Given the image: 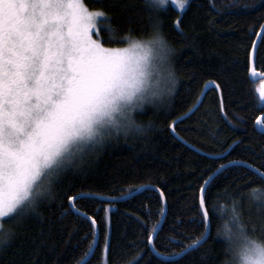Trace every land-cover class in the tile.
I'll return each mask as SVG.
<instances>
[{"label":"trees","instance_id":"16d2710c","mask_svg":"<svg viewBox=\"0 0 264 264\" xmlns=\"http://www.w3.org/2000/svg\"><path fill=\"white\" fill-rule=\"evenodd\" d=\"M89 11H105L118 30L117 42L108 43L106 32L100 39L106 48L129 44L121 40L131 29L136 37H147L152 21L160 20L161 32L174 50L171 67L177 84L171 97L145 103L136 109L137 124L152 127L144 135H121L103 148L87 151L76 175L69 174L53 187L55 198L44 201L39 215L25 219L23 225L2 218L0 231L14 232L13 240L0 248V264H78L92 242L91 221L73 212L63 196L68 184L76 191L99 195L77 201L81 213L96 220L99 236L87 264H104L105 235L111 249L107 264H225L230 258L228 241L220 232L226 214L221 204L242 199L243 217L259 225L258 202L240 193L264 188V180L251 174L243 164H233L218 173L209 185L206 207L209 234L206 241L177 259H163L151 251L147 236L152 226L164 221L154 237V249L163 257H173L204 232L199 206L200 188L220 165L244 162L264 172V134L256 120L264 114L259 83L250 79L251 50L264 24V0H189L180 12L173 6L151 4V0H83ZM214 5V7H213ZM179 21V28L175 22ZM100 25L98 24L97 27ZM254 68L264 73V32L259 41ZM219 86L206 92L194 114L175 125L176 133L210 158L178 141L170 125L193 107L205 83ZM264 122V119L263 121ZM264 126V123H263ZM237 142V143H234ZM149 187L125 199L109 202L110 197H125L141 186ZM101 197V198H99ZM105 198V199H103ZM67 212L66 215L62 213ZM183 223L177 225V221ZM143 221V225L141 222ZM143 228V230H142ZM96 233V232H95ZM248 234L264 239L259 227Z\"/></svg>","mask_w":264,"mask_h":264},{"label":"snow or ice","instance_id":"6c2138e0","mask_svg":"<svg viewBox=\"0 0 264 264\" xmlns=\"http://www.w3.org/2000/svg\"><path fill=\"white\" fill-rule=\"evenodd\" d=\"M166 3L167 0H151L153 5ZM161 24L162 21L153 20L147 37L138 38L129 29L120 37L129 41L126 48H105L93 35L99 37L106 32V42L112 43L117 42L118 30L112 26L107 12L89 11L83 0H0V218L7 217L8 222L23 225L27 217L39 215L37 210L44 201L55 198L56 183H62L69 174H77L75 170L83 164L87 151L103 148L121 135H144L152 127L137 124L133 114L145 103L156 102L149 100L157 95L152 90L154 77L162 75L167 85L159 101L171 97L178 82L170 60L174 50L166 42ZM175 27L179 28V21ZM252 55L255 56V48ZM195 110L194 106L173 125ZM262 123L258 121V125ZM260 131L264 132V127ZM215 155L220 157L223 153ZM225 167L220 165L200 188L204 232L184 252L206 241L211 223L206 207L209 185ZM246 167L252 169L251 174L258 180H264L260 169ZM74 188V184H68L63 196L73 212L86 215L75 207L77 201L99 194L76 191L68 195ZM254 190L259 188L240 196L250 197ZM125 195L130 198L133 192ZM116 199L120 197H110L109 202ZM251 202L250 199L249 210ZM257 202L259 225L251 217L247 222L244 220L242 199L232 200L231 208L246 233L249 227L253 232L259 227L264 234V199ZM90 221L96 225L95 219ZM159 223L152 226L147 236V244L153 247ZM182 223L177 221V225ZM14 235L11 231H0L6 241L0 248L8 245ZM95 236L93 231V240L78 264H87L97 243ZM111 247L110 236L106 234L104 264Z\"/></svg>","mask_w":264,"mask_h":264},{"label":"clouds","instance_id":"9594fccd","mask_svg":"<svg viewBox=\"0 0 264 264\" xmlns=\"http://www.w3.org/2000/svg\"><path fill=\"white\" fill-rule=\"evenodd\" d=\"M159 41L160 38L157 37ZM167 85L164 77L157 74L153 79L152 90L157 93L155 97L150 96L149 100L159 101L163 98ZM250 199L257 202L264 199V188L250 193ZM221 212L226 214L220 232L228 241L230 258L227 264H264V239H259L246 233L245 229L237 220V214L232 210L231 205L221 204ZM6 241L0 236V246Z\"/></svg>","mask_w":264,"mask_h":264},{"label":"water","instance_id":"95a60500","mask_svg":"<svg viewBox=\"0 0 264 264\" xmlns=\"http://www.w3.org/2000/svg\"><path fill=\"white\" fill-rule=\"evenodd\" d=\"M263 32H264V24H263L261 30L259 31V33H258V35H257V38H256V40H255V42H254L253 48H252V50H251V60H250V71H249V76H250V79H251L253 82H259V81H260V83H259V91H258V93H259V97H260L262 103L264 104V97H261V92L264 91V73L261 74V73H259V72H257V71L255 70V68H254L255 56L252 55V53H253V49H254V48H255V55H256V50H257V47H258V44H259V41H260V39H261V37H262ZM206 85H208V87H206ZM216 86H217V84H216L215 82H213V81H209V82L205 83L204 86H203V89H202V91H201V93H200V95H199L198 100L196 101V103L193 105V107H192L191 109H193L194 106L196 107V109L199 107V105H200L201 101L203 100V98H204L206 92H207L208 90H210V89H215V90L217 91V93L219 94V96H220V90H219V87H216ZM189 110H190V109H189ZM189 110H188L186 113H189ZM190 115H191V114H190ZM190 115H189V116H190ZM182 116H184V114L181 115V116H179V117H182ZM263 119H264V114H262V115L256 120V122H255V127H256V129H257L258 132L264 134V132L260 131V128H261V127H264V126H263V123L258 125V121H261V122H262ZM176 120H177V118H176L174 121H176ZM174 121H173V122H174ZM176 124H177V123H176ZM176 124H174V125L172 124L173 127L171 128V133H172V135H173L178 141H180L182 144L188 146L189 148H191V149L195 150L196 152H198V153H200V154H203V155H205V156H207V157H210V158H219V157H217L216 155H212V154H207V153L201 152L200 150L196 149V148L193 147L192 145L188 144L185 140H183V139H182V138L176 133L175 128H174ZM231 148H232V147H231ZM231 148H228V150L223 154V156L226 155V154L228 153V151H229ZM220 157H222V156H220ZM234 164H243V165H245V166L247 165V164H244V163H241V162H236V163H234ZM230 165H233V163L230 162L229 164H227V165H225V166L228 167V166H230ZM226 167H225V168H226ZM252 168H253V167H252ZM250 169H251V168H250ZM222 170H223V169H222ZM214 173H216V171H215ZM217 174H218V173H217ZM217 174H216V175H217ZM211 175H213V174H211ZM211 175H210V176H211ZM216 175H215V176H216ZM215 176H214V177H215ZM214 177H213V178H214ZM207 179H208V178H207ZM203 185H204V183H203ZM203 185H202V186H203ZM142 189H144V187H141V188H139L138 190H136L135 192H133V195L136 194V193H138V192H140ZM161 197H162V199H163L164 211H163V215H162V217H161L160 223L157 225V231H156V233L154 234V237L156 236L158 230L160 229V227H161V225H162V223H163V221H164L165 215H166V203H165L164 197H163L162 195H161ZM99 198H101V197H99ZM125 198H128V197L125 196V197L120 198V199H125ZM101 199H102V198H101ZM103 199H105V198H103ZM117 200H118V199H117ZM78 214H79V213H78ZM81 216L84 217V218H86V219H88V220H90V218H91V217H89V216H87V215H81ZM91 219H92V218H91ZM94 228H95V232H96L95 239H96V242H97V241H98V236H99V232H98L97 225H95ZM208 234H209V230H208ZM207 237H208V235H207ZM96 244H97V243H96ZM96 244L93 246V249H95ZM149 247H150L151 251L153 252V254H155V255L158 256V257H162L163 259H177V258L181 257L182 255H184L185 253H187L188 251L191 250V249H189L187 252H184V251H183V252H181L180 254H178V255H176V256H173V257H163V256L159 255V254L155 251V249H154L153 246L149 245ZM91 255H92V254H91ZM91 255H90V256H91ZM90 256L88 257V259L90 258Z\"/></svg>","mask_w":264,"mask_h":264},{"label":"rangeland","instance_id":"374dc122","mask_svg":"<svg viewBox=\"0 0 264 264\" xmlns=\"http://www.w3.org/2000/svg\"><path fill=\"white\" fill-rule=\"evenodd\" d=\"M189 0H167V3L165 5H163L162 7H166L168 5L173 6L174 8H176L177 10H179L180 12L184 11L186 6L188 5ZM93 39H95L94 35H93ZM128 47V45L124 46V47H119L116 49H123ZM106 48V47H105ZM2 218H0L1 221Z\"/></svg>","mask_w":264,"mask_h":264},{"label":"bare ground","instance_id":"6f19581e","mask_svg":"<svg viewBox=\"0 0 264 264\" xmlns=\"http://www.w3.org/2000/svg\"><path fill=\"white\" fill-rule=\"evenodd\" d=\"M260 82V81H259Z\"/></svg>","mask_w":264,"mask_h":264}]
</instances>
